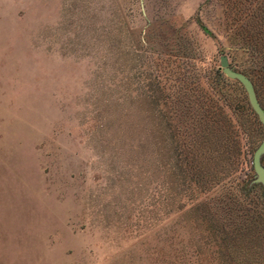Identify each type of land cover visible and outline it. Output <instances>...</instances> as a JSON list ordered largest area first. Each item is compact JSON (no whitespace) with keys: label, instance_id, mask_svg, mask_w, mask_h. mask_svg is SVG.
Here are the masks:
<instances>
[{"label":"rangeland","instance_id":"374dc122","mask_svg":"<svg viewBox=\"0 0 264 264\" xmlns=\"http://www.w3.org/2000/svg\"><path fill=\"white\" fill-rule=\"evenodd\" d=\"M229 15L0 0V264H264L249 166L263 128L218 58L250 81L256 67Z\"/></svg>","mask_w":264,"mask_h":264},{"label":"trees","instance_id":"16d2710c","mask_svg":"<svg viewBox=\"0 0 264 264\" xmlns=\"http://www.w3.org/2000/svg\"><path fill=\"white\" fill-rule=\"evenodd\" d=\"M217 1L219 2L220 5L224 6L225 11L228 12L229 9L232 10L233 15L228 16L231 18L230 25H232L235 21L236 22L240 21L239 25L236 28L237 29L236 31H241V32H239L240 35H238L239 41L241 43L240 47H242L246 51V53L251 58V63L253 64V66L256 67V68H252L251 70H253L255 72L256 79L259 82L256 79L255 80L251 79V82L253 84L256 97H257L261 107L264 110V93L260 94V92L258 90V88L262 89L261 83L264 84V0H217ZM211 96L213 97L214 94L211 93ZM218 98H219V96H218ZM221 100H222L221 107L224 110L223 113L225 115V120L227 121L226 123H229L228 128L226 127L225 131H224L225 138L228 141H230L229 144L234 145V142L236 140H234L235 138L232 137V134H234L235 136H238V134L240 133V129H238L235 116L233 115L232 110L229 108L228 101L223 99V97H221ZM204 116H206V115H204ZM208 117H210V118L213 117V120L216 121L214 115H211ZM199 119H200V117H199ZM199 119L195 125H197V124H198V126L201 125V123H200L201 120H199ZM202 129H203L202 131H204V133H205V130H207L209 128L208 127L206 128L204 126V127H202ZM214 129H215V127L213 125L210 128V131L212 132ZM231 129H232V131H231ZM170 133H171V136L173 138L174 136L172 135V132H170ZM193 133H191V134L194 135ZM263 158H264V156H263ZM192 160H194V158L191 159V161H190L192 163L193 168L198 167V169L200 171L201 167L199 165V160H197L195 163ZM261 161H262V164L264 165L263 160H261ZM249 166L252 167L251 163ZM196 175H197V173L195 174V176ZM192 180H193V178H192ZM244 181H245V187H243L244 189L240 188L241 184L238 188L241 190V192H243L245 190L246 184H248L249 181L251 182V180L246 181L244 179H241V182H244ZM252 184H253V187L257 189L258 198L260 199V201L264 202V189L258 183H255V184L252 183ZM238 193H240V192H238ZM253 206H254V208L251 206L250 210H252V213H255V214H251V217L253 216V218H255L256 225H259L260 230L264 231V205L262 207H259V208L255 205H253ZM246 210H248V209H246ZM257 219L259 222L257 221Z\"/></svg>","mask_w":264,"mask_h":264},{"label":"water","instance_id":"95a60500","mask_svg":"<svg viewBox=\"0 0 264 264\" xmlns=\"http://www.w3.org/2000/svg\"><path fill=\"white\" fill-rule=\"evenodd\" d=\"M218 61L221 72L226 77L237 81L242 86L246 94L248 104L263 128L262 139L256 145L251 155V165L253 170L252 182L260 184L264 189V165L261 162V156L264 154V110L256 98L250 79L242 72L229 66L227 58L224 54L219 56Z\"/></svg>","mask_w":264,"mask_h":264}]
</instances>
